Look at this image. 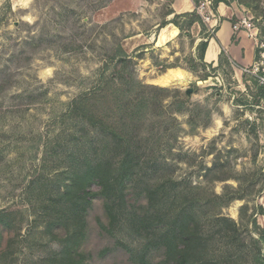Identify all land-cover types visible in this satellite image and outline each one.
<instances>
[{
	"label": "rangeland",
	"instance_id": "rangeland-1",
	"mask_svg": "<svg viewBox=\"0 0 264 264\" xmlns=\"http://www.w3.org/2000/svg\"><path fill=\"white\" fill-rule=\"evenodd\" d=\"M173 1L0 0V212L10 214L0 225V264H48L74 240L70 216L55 239L48 235L46 220L58 215L44 216V200L68 184L73 143L92 142V128L71 109L81 98L103 123H128L125 135L137 154L166 165L156 166L148 182L184 193L168 202L158 228L147 220L146 230L133 218L141 204L131 196L113 206L120 212L113 223L102 198L86 210L81 205L82 264H168L169 223L177 213L191 214L205 235L194 261L248 254L257 237L251 220L264 229L257 213L264 207V99L255 98L248 76L235 77L226 57L216 70L199 62L198 45L217 29L207 26L211 0H199L196 17L179 14L183 31L174 35L175 26L165 25L177 15ZM228 1L245 9L239 30L257 27L263 38L264 0ZM170 68L183 75L157 84ZM99 190L91 185V193ZM231 195L242 199L228 202Z\"/></svg>",
	"mask_w": 264,
	"mask_h": 264
},
{
	"label": "trees",
	"instance_id": "trees-1",
	"mask_svg": "<svg viewBox=\"0 0 264 264\" xmlns=\"http://www.w3.org/2000/svg\"><path fill=\"white\" fill-rule=\"evenodd\" d=\"M234 1L238 2L237 0H233V2ZM193 2L195 7L198 8L199 0H193ZM220 3L229 6L230 1L211 0V11L215 12ZM196 13L197 10L183 15L196 17ZM173 14V11H169L167 16ZM183 15H176L173 20L167 22L165 25L173 24L179 31H183V27L177 21V19ZM199 19L200 18L194 22L199 23ZM192 23L190 22V25ZM207 41L208 39L202 41L197 47L199 51L198 60L203 64V55L207 48ZM221 57H223L222 53ZM221 57H219L218 67L213 68V70L221 68ZM256 88L257 94L255 98L257 100L264 99V89L257 86ZM122 100L119 99L117 101L118 108L120 107V104H122ZM144 101L145 100H141L140 104H144ZM83 102L84 98L74 101L71 109L74 114L79 115L78 118L80 117L81 120H85L89 127L92 128V142H82L84 139H81L80 143L79 141L73 143L68 156L71 163L75 162V166L70 165V169L72 167L74 168H72L71 174L68 176V184L64 186L62 192H58L53 197L44 200L46 202L44 216H48L47 214H50L49 211H53V213L58 215H54V218L46 220L45 231L55 239L56 233L62 228V226H64L63 220L67 216H70L68 220L74 221L71 231H75V234L71 235L70 238H73L74 240L71 244L65 245L60 253L48 257V264H82L83 254L80 251L82 240L77 232L78 229H84L83 217L85 216V211L81 208V205L84 208H88L95 197L102 198L104 209L112 223L118 216V213L120 214V212H113V206H115V204L125 205L128 196L136 198V201L141 204L139 205L141 212L140 214H136L133 218L136 219L140 229L146 230L149 229L147 226V220L154 221V223L148 224L153 226L152 228H158L159 225H156L155 223L161 222L158 220L166 214V206L168 202L176 204L184 194L182 190L178 191L175 187L166 189L164 183L158 185L156 182H148L147 177L156 166L164 171L166 165L163 162L158 163L156 160L152 161V159L137 154L138 148H136L133 145L134 142L125 135L128 123L125 122L119 124L120 122L118 121H114L110 123V125L103 123L101 118L96 117L95 115L91 116L89 110L86 111L83 108ZM255 103H258V101ZM206 172L207 174H212L213 168L207 169ZM218 180L223 179L219 178ZM169 181L170 180L167 182ZM137 184L143 186L139 189L136 187L133 191L134 186H137ZM171 184L175 185L176 183ZM91 185H97L100 188L99 193H91ZM215 198L217 200L223 199V197L219 196H215ZM240 199L242 198L231 195L227 200L229 202ZM78 208H80V214L77 213ZM257 213L264 217V207L259 206ZM7 216H10V214L0 212V225H2ZM229 224L234 228V231H236L235 224L230 221ZM251 224L254 227L257 237H252L250 239V245L247 247L248 254L246 256H243L242 254L239 255V252L236 251V253L233 254V257L236 259H230V262L225 259L220 261L201 260V262H199L193 260V256H196L194 248L197 241L205 242L206 239H203L205 237L204 234L200 235L199 233L198 221L191 214H188L186 218L184 213L173 214V218H171L169 223L171 230L169 232L170 243L168 246L170 247V251L168 252V255L171 257L167 259V263L169 264L170 261H172L171 263L173 264L264 263V229L259 228L255 219L251 220ZM8 225H11L10 222H8ZM176 242L179 243L177 244ZM180 245L182 246L180 247ZM248 255L252 258V263L247 261L246 257Z\"/></svg>",
	"mask_w": 264,
	"mask_h": 264
},
{
	"label": "crops",
	"instance_id": "crops-1",
	"mask_svg": "<svg viewBox=\"0 0 264 264\" xmlns=\"http://www.w3.org/2000/svg\"><path fill=\"white\" fill-rule=\"evenodd\" d=\"M173 11L179 14H189L197 10L193 0H174L172 5ZM240 11H245L240 5L231 4L226 6L223 3L218 4L216 11L212 12L210 6L207 7L209 20L207 26L212 28L217 25L213 36L208 38L207 48L203 55V62L217 68L221 53L223 57L231 64L235 77L242 76L243 69L251 66L257 58L255 41L250 38L245 31L235 33L233 26L236 20H239ZM175 34L179 33L176 27H173ZM236 38L234 39V35ZM222 67V66H221Z\"/></svg>",
	"mask_w": 264,
	"mask_h": 264
},
{
	"label": "built area",
	"instance_id": "built-area-1",
	"mask_svg": "<svg viewBox=\"0 0 264 264\" xmlns=\"http://www.w3.org/2000/svg\"><path fill=\"white\" fill-rule=\"evenodd\" d=\"M198 11L201 12L200 8ZM206 20H209V18ZM243 22L245 23V20ZM251 27L252 26L247 24L244 26L246 29L245 32L255 41L257 58L251 66L243 69V73L248 76L257 87L264 89V37L260 39V30L257 27H253L254 29L251 30ZM233 29L237 32L239 30V26L235 24Z\"/></svg>",
	"mask_w": 264,
	"mask_h": 264
},
{
	"label": "bare ground",
	"instance_id": "bare-ground-1",
	"mask_svg": "<svg viewBox=\"0 0 264 264\" xmlns=\"http://www.w3.org/2000/svg\"><path fill=\"white\" fill-rule=\"evenodd\" d=\"M172 34L174 35L175 33L173 32ZM182 75H183V71H181L180 69L170 68L164 74L159 76L155 80V82L161 86H167L171 84L173 81L179 79Z\"/></svg>",
	"mask_w": 264,
	"mask_h": 264
},
{
	"label": "water",
	"instance_id": "water-1",
	"mask_svg": "<svg viewBox=\"0 0 264 264\" xmlns=\"http://www.w3.org/2000/svg\"><path fill=\"white\" fill-rule=\"evenodd\" d=\"M190 94H191V90H188V91L186 92V95L189 97Z\"/></svg>",
	"mask_w": 264,
	"mask_h": 264
}]
</instances>
